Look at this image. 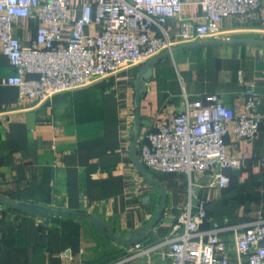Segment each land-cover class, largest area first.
Returning a JSON list of instances; mask_svg holds the SVG:
<instances>
[{
	"label": "crops",
	"instance_id": "0c3cea01",
	"mask_svg": "<svg viewBox=\"0 0 264 264\" xmlns=\"http://www.w3.org/2000/svg\"><path fill=\"white\" fill-rule=\"evenodd\" d=\"M184 1L183 17L201 22L200 0ZM86 2L96 0H71L73 15L80 16ZM14 27L22 46L36 43L37 18L19 19ZM165 30L176 34L179 23L169 20ZM69 34L65 26L64 36ZM235 39L264 40V0L251 23L228 17L217 36L161 53L167 54L152 64L138 107L137 76L161 54L86 87L37 101L21 97L15 86L3 85L14 70L0 50V196L84 212L121 237L155 222L165 200L160 221L141 242L165 238L189 202V176L144 167L148 176L142 172L133 158L137 116L141 138L181 110L184 93L190 101L218 94L235 111L251 94L261 100L264 116V48L228 43ZM194 43L203 45L185 47ZM226 144L230 155L245 159L243 169L225 171L230 185L214 186L210 172L191 179L207 201L202 229L211 230L215 224L222 228L219 236L235 263L233 228L264 219V118L254 140L237 141L229 135ZM134 153L139 161L136 145ZM111 243L116 242L94 231L84 216H52L46 225L40 217L0 204V264H111L126 254L108 249Z\"/></svg>",
	"mask_w": 264,
	"mask_h": 264
},
{
	"label": "built area",
	"instance_id": "2783aa9c",
	"mask_svg": "<svg viewBox=\"0 0 264 264\" xmlns=\"http://www.w3.org/2000/svg\"><path fill=\"white\" fill-rule=\"evenodd\" d=\"M185 4L184 0H96L84 3L81 15L75 16L71 0H0V50L14 70L2 83L17 87L21 97L45 101L165 51L172 53L178 44L217 36L225 18L249 24L260 15L263 0H200L199 23L183 17ZM30 17L39 20L37 39L24 47L14 25ZM169 20L179 23L176 34L165 30ZM65 26L70 27L68 37ZM260 105L261 100L250 94L235 111L218 94L190 101L184 93L181 110L138 139L144 168L189 176V202L169 235L156 243L128 246L126 254L111 264H264V219L233 228L237 255L233 263L228 244L219 236L222 228L215 224L211 230L202 229L207 201L191 179L210 172L214 186L230 185L225 171L243 169L245 159L229 154L226 138L254 140L264 118Z\"/></svg>",
	"mask_w": 264,
	"mask_h": 264
},
{
	"label": "water",
	"instance_id": "95a60500",
	"mask_svg": "<svg viewBox=\"0 0 264 264\" xmlns=\"http://www.w3.org/2000/svg\"><path fill=\"white\" fill-rule=\"evenodd\" d=\"M238 42L264 48V40L235 39L232 42H228V43L235 44ZM201 45H203V44L194 43V44L187 45L185 47L186 48H196V47H199ZM166 54L167 53L161 54V55L151 59L149 62H147L145 64V66L143 67L141 72L138 74L137 80H136V105H137V107L139 106L140 97H141V85H142L144 79L149 74L152 64H154L158 59L162 58ZM134 133L136 134V142H137L139 139V136H140L139 116H137ZM136 142L133 144V158H134L137 166L142 170V172L146 176H148L146 173V170L143 168L141 163L137 160L136 155L134 153V147L136 145ZM159 190L164 195L163 189H161L159 187ZM0 204L5 205V206H7L13 210L23 212L29 216L40 217V218L44 219V222L46 225H48L50 223L52 216H65V217L72 216V215L84 216V217L89 219L90 226L98 234H101V235L111 239L112 241L118 243V244L125 245V246H132V245H135V244L140 243L141 241L145 240L147 238L148 231L152 230L157 225V223L160 221L161 215L163 212V206L165 204V200H163L162 205L159 206V214H158V217L155 220V222H153L152 224H149V225H145L144 227H142L139 230L132 231L126 237H121V236L115 234V230L112 226L105 224L99 218L91 217L84 212L62 211V210L54 209V208H51V207H48V206H45V205H42L39 203L28 202V201H23V200L8 199V198L2 197V196H0Z\"/></svg>",
	"mask_w": 264,
	"mask_h": 264
},
{
	"label": "rangeland",
	"instance_id": "374dc122",
	"mask_svg": "<svg viewBox=\"0 0 264 264\" xmlns=\"http://www.w3.org/2000/svg\"><path fill=\"white\" fill-rule=\"evenodd\" d=\"M112 245H109V246H111V247H108V249L110 248V250L112 249H118V253H121V254H123V252H125L126 251V249L125 248H122V249H119V248H121V245H117L116 243H111ZM120 246V247H119ZM107 249V248H106ZM84 264H86L85 262H83Z\"/></svg>",
	"mask_w": 264,
	"mask_h": 264
}]
</instances>
